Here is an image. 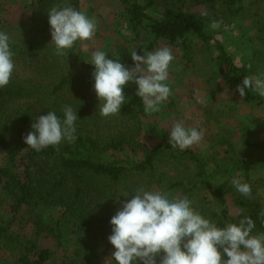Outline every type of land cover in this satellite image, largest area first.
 I'll list each match as a JSON object with an SVG mask.
<instances>
[{"label": "trees", "instance_id": "16d2710c", "mask_svg": "<svg viewBox=\"0 0 264 264\" xmlns=\"http://www.w3.org/2000/svg\"><path fill=\"white\" fill-rule=\"evenodd\" d=\"M118 1L139 50L151 51L161 39L170 45L181 42L189 55L192 39H201L213 48L216 73L240 102L264 104V97L248 89L243 97L236 91L244 77L253 74L234 62L199 10L216 11L213 17L219 20L236 16L242 0H160L154 14L148 9L158 0ZM65 3L77 9L80 0L34 1L29 31L44 48L10 45L14 62L26 72L21 76L13 71L9 84L0 88V264H100L102 253L115 251L108 236L110 219L121 207L117 198L130 199L140 186L170 199L187 196L197 211L221 227L236 222L243 212L255 222L253 234L264 232L258 215L264 210V176L252 174L264 169V139L243 136L235 141L231 132L225 133L218 141L223 158L212 169L196 148L173 149L169 140L149 147L142 140L144 104L132 82L120 113L101 116L91 75L94 65L75 47L57 56L45 39L48 10ZM121 52L128 59V51ZM64 105L77 111L75 142L62 141L40 151L28 147L23 137L32 131L36 117L52 110L63 118ZM216 142L212 140L211 159L220 151ZM234 177L251 186V197L236 190ZM45 236L55 240L61 259L43 246ZM3 253L9 256L3 258Z\"/></svg>", "mask_w": 264, "mask_h": 264}, {"label": "clouds", "instance_id": "9594fccd", "mask_svg": "<svg viewBox=\"0 0 264 264\" xmlns=\"http://www.w3.org/2000/svg\"><path fill=\"white\" fill-rule=\"evenodd\" d=\"M48 22L57 56L66 55L65 50L78 40H90L96 29L93 18L67 3L52 6ZM221 24L222 21L213 19L209 28L216 30ZM9 40V35L0 31V88L9 84L15 68ZM174 58L167 46L143 55L133 50V65L126 66L108 58L102 50L94 51L88 62L94 65L91 75L100 101L99 114L108 117L120 113L126 101L123 86L129 82L137 85L136 95L143 101L144 111L159 112L160 105L171 95L165 81ZM245 89L264 97V75H246L236 91L243 97ZM61 111L63 118L52 110L36 117L32 131L23 137L28 147L40 151L57 147L62 141L75 142L77 111L70 105H64ZM203 138V128L185 127L180 122H175L169 131V144L181 151L198 145ZM232 184L240 194L251 197L252 189L247 182L234 177ZM117 200L121 207L110 219L112 232L108 236L115 248L112 258L117 264H264V232L253 234L255 222L243 212L238 213L240 218L236 222L221 227L197 211L187 196L170 199L160 191L140 186L130 199ZM258 215L264 224V210Z\"/></svg>", "mask_w": 264, "mask_h": 264}, {"label": "rangeland", "instance_id": "374dc122", "mask_svg": "<svg viewBox=\"0 0 264 264\" xmlns=\"http://www.w3.org/2000/svg\"><path fill=\"white\" fill-rule=\"evenodd\" d=\"M34 1L0 0V31L9 35L10 45L25 47L32 44L44 48V43L35 39L34 32L29 31L34 18L32 12ZM159 4L160 0L151 6L148 12L154 14L159 9ZM240 6L236 16L219 18L224 21L221 27L216 29L213 37L223 44L237 65L248 67L253 75H264V0H242ZM202 9H199L201 15L205 11L208 13L207 21L215 19L213 16L216 11ZM77 10L96 21L92 38L78 40L73 46L85 61L91 60L94 51L102 50L108 58L132 66L131 52L136 50L140 55L145 53L139 50L128 16L118 0H80ZM46 33L45 39L48 42L46 44L50 48L55 47L51 43L50 30ZM149 38L153 39L151 36ZM192 40L189 55H186L181 42L170 45L161 39L155 41L151 51L157 47L167 46L171 48L175 57L169 66L168 80L165 81L172 91L169 99L160 105L159 112H145L142 140L149 147L169 140V131L175 122H180L185 127L203 128V140L192 148L198 149V155L207 161L208 169H212L213 165L223 158L224 147L220 146L218 141L225 133L231 132L235 141L243 136L250 141L264 139V104H242L232 89L217 75L213 48L201 39ZM121 49L128 51V59L121 57ZM14 64V71L23 76L26 70L19 63ZM123 92L127 101L128 83L123 86ZM212 140H216V146L220 147V151L213 159ZM252 174L264 176V169L254 171ZM261 192L264 201V192ZM228 202L232 214H237L231 200ZM43 246L54 251L58 259H61L62 251L53 238L45 236ZM8 254L3 253L2 257H8ZM13 263L14 261L10 260L9 264ZM100 264L117 262L112 258V254L102 253Z\"/></svg>", "mask_w": 264, "mask_h": 264}]
</instances>
